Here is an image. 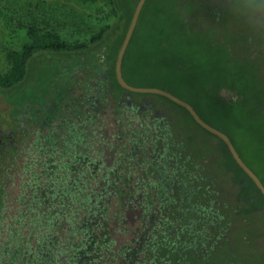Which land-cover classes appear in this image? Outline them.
Returning a JSON list of instances; mask_svg holds the SVG:
<instances>
[{
	"label": "flooded vegetation",
	"instance_id": "1",
	"mask_svg": "<svg viewBox=\"0 0 264 264\" xmlns=\"http://www.w3.org/2000/svg\"><path fill=\"white\" fill-rule=\"evenodd\" d=\"M97 54L41 82L28 79L22 92L0 93L8 105L0 114V222L23 209L30 223L43 218L34 225L41 233L48 217H64L58 231L74 226L89 264H264L256 182L187 107L143 90L166 91L209 123L188 93L206 84L182 82L176 73L159 85H138L122 67L124 80L140 88L128 89L116 63L118 83L106 52ZM229 56L225 66L235 77L222 95L235 107L239 57ZM248 101L264 119V98Z\"/></svg>",
	"mask_w": 264,
	"mask_h": 264
},
{
	"label": "trees",
	"instance_id": "2",
	"mask_svg": "<svg viewBox=\"0 0 264 264\" xmlns=\"http://www.w3.org/2000/svg\"><path fill=\"white\" fill-rule=\"evenodd\" d=\"M101 1L110 6V13L113 18L108 24L91 34L88 39H67L62 37L58 30L53 27L44 28L37 24L31 25L28 28V40L23 43L20 49L8 53L10 67L6 72L0 71V93L5 94L13 89L22 92V86L28 82V79L30 82H41L44 77L51 75L55 69H65L76 66L81 61L96 59L98 51L106 52L107 66L110 68L114 81L118 83L115 75V63L138 0ZM165 2L171 4L169 5L171 7L166 10H158L156 15L166 22L161 23V27L153 29L152 32L160 41L157 49L161 54H168L169 56L174 54L190 55V50L196 47L197 40L201 38L206 30L217 33L221 27L217 19L214 17L211 19L206 18L203 13V11H209L215 1L165 0ZM149 5V0H146L125 52L122 65L124 75L132 83L138 85H159L161 82L166 81L168 77L173 76L153 72L152 68L146 67V62L142 60L146 53L141 52L139 45L140 26L146 17ZM189 18L205 24L201 27L189 25L186 21ZM206 20H208V24H206ZM227 32H229V29ZM222 39L219 42L222 41L221 44L224 49L222 54L225 55L227 63L229 55L232 52L235 53L233 51L235 45L234 47L230 46ZM219 42L216 41V43ZM249 47L248 42L247 46H243V52H246ZM242 57L243 61L239 60L236 75L238 100L235 107H232L230 101L224 99L222 95L223 91L225 92L224 89H227L226 92L228 93L231 92L232 77H235L231 73L230 66H225L226 63L223 62L221 68L219 65L216 72L219 81L215 84V87L208 83L205 87L201 85L202 87L195 88L192 91L189 90L188 93L192 95L194 101L195 98L199 102L203 101V96L206 100L210 98L216 107H227V112L233 118L237 113L241 117L244 116L247 122L253 125L255 131L259 133L255 135L261 145L260 150L263 152L260 156L263 167L259 168L260 170L257 173L264 183V119L258 116L257 113L253 115V109L258 108V104L255 103L253 107L251 101H248L249 99L261 100L264 98V89H256L257 93L251 95H248L243 89L248 85L249 82L245 81L252 76L254 71L252 69H255V67L250 63L249 58L243 55ZM62 73H66V71H62ZM179 77L182 82H186L183 77L180 75ZM193 104L197 107L196 102H193ZM252 118L255 120L251 123ZM240 171L244 173L241 168ZM255 192L264 203V194L257 186H255ZM24 212L25 210L21 209L19 216L11 217V219L5 217L3 222H0V264H76V262L89 264L92 262L87 257H83L84 260L82 261L81 252L78 250L81 245L74 242V233H70L75 231L74 226H62L64 231H69L67 234H61L58 231V224L60 220H65L64 217H48L44 224L45 231L39 233L35 226H42L41 221L43 218H31L30 223ZM12 219L14 220L13 223ZM29 224H31L30 227ZM62 224L64 225V223Z\"/></svg>",
	"mask_w": 264,
	"mask_h": 264
},
{
	"label": "rangeland",
	"instance_id": "3",
	"mask_svg": "<svg viewBox=\"0 0 264 264\" xmlns=\"http://www.w3.org/2000/svg\"><path fill=\"white\" fill-rule=\"evenodd\" d=\"M209 1H215L213 7L203 13L206 18L217 19L221 26L219 31L212 33L206 30L197 40L196 47L190 50L191 56H169L158 52L160 41L152 32L166 22L156 12L169 9L171 4L165 0H149V10L140 26L139 39L141 52L146 53L142 59L146 62L145 66L159 74L177 73L188 84L202 82L215 87L219 81L218 67L220 65L221 68L222 62L226 63L222 41L219 42L223 38L228 45H235L233 51L239 60H242V55L246 56L255 67L252 76L245 81L249 82L243 88L246 93L251 95L257 93L256 89H264V0ZM261 1L262 7L254 9V4ZM112 18L110 6L101 0H0V71L6 72L10 67L8 53L22 47L28 40V28L33 24L53 27L67 39H88ZM248 42L250 47L246 53L242 48ZM202 99L197 102L199 112L211 125L226 131L245 160L259 172V168L263 167L260 159L263 152L255 135L259 133L253 125L237 113L233 118L227 107H216L210 98L206 100L203 96ZM7 108L0 95V114ZM254 120L252 118L251 123Z\"/></svg>",
	"mask_w": 264,
	"mask_h": 264
},
{
	"label": "water",
	"instance_id": "4",
	"mask_svg": "<svg viewBox=\"0 0 264 264\" xmlns=\"http://www.w3.org/2000/svg\"><path fill=\"white\" fill-rule=\"evenodd\" d=\"M146 0H138L136 8L134 10L133 13V17L131 20V23L129 25V28L126 32L125 38L121 44V47L119 49L118 52V57H117V61H116V71H117V76L118 79L120 81V83L125 86L128 89H133V90H137L140 88H136L130 84H128L122 75V61H123V57L124 54L126 52V49L129 45L130 39L133 35L134 29L137 25L140 13L142 11V8L145 4ZM143 90H152V91H156V92H161L164 93L166 95H168L169 97L175 99L176 101H178L179 103L183 104L185 107H187L190 112L193 114V116L195 117V119L205 128H207L208 130L216 133L217 135L221 136L227 143V145L229 146L233 156L235 157V159L237 160V162L241 165V167L253 178V180L256 182V184L258 185V187L261 189L262 193L264 194V184L262 183V181L260 180V178L257 176V174L243 161V159L241 158V156L239 155V153L237 152L236 148L234 147L231 139L228 137V135L226 133H224L223 131L217 129L216 127L212 126L211 124L207 123L206 121H204L200 115L196 112V110L193 108L192 105H190L189 103L175 97L174 95L160 90V89H143Z\"/></svg>",
	"mask_w": 264,
	"mask_h": 264
}]
</instances>
